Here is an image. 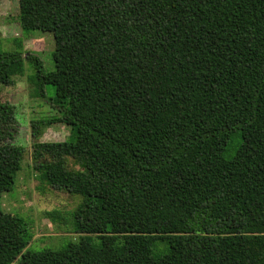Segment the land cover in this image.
<instances>
[{"label":"trees","instance_id":"16d2710c","mask_svg":"<svg viewBox=\"0 0 264 264\" xmlns=\"http://www.w3.org/2000/svg\"><path fill=\"white\" fill-rule=\"evenodd\" d=\"M19 20L53 34L54 70L0 50V86L28 61L36 95L53 87L33 137L63 124L75 142H34L31 164L82 197L80 238L34 250L17 217L0 264H264V0H19ZM17 123L0 101V219L25 155Z\"/></svg>","mask_w":264,"mask_h":264},{"label":"rangeland","instance_id":"374dc122","mask_svg":"<svg viewBox=\"0 0 264 264\" xmlns=\"http://www.w3.org/2000/svg\"><path fill=\"white\" fill-rule=\"evenodd\" d=\"M0 50H21L25 56L36 54L41 57L47 71L54 70L53 34L41 31L24 33L19 20V0H1ZM34 73L33 65L25 61L24 73L14 76L11 84L0 86V101L15 106L18 123L13 143L25 150L15 186L3 196L5 216L0 219V226H11L14 229L17 225L16 219L20 217L28 224L33 235L31 249L60 250L80 238V234L74 231L72 213L82 202V197L55 190L44 183L39 173L32 168L31 152L34 142L43 143L50 149L60 148L68 152L74 145L75 135L69 127L54 124L45 127L38 139L33 137V121L55 116L50 105L54 89L47 86L45 97L36 95L35 86L31 82ZM234 145L232 143L227 148L226 158L233 155ZM71 162L73 163L72 159Z\"/></svg>","mask_w":264,"mask_h":264}]
</instances>
